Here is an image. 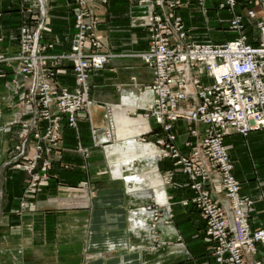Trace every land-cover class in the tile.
<instances>
[{
  "label": "crops",
  "instance_id": "crops-1",
  "mask_svg": "<svg viewBox=\"0 0 264 264\" xmlns=\"http://www.w3.org/2000/svg\"><path fill=\"white\" fill-rule=\"evenodd\" d=\"M163 1L180 2L177 13L186 27L201 25L202 17L185 7L183 0ZM32 2L0 0V51L9 54L17 51L19 27L28 19L23 7ZM67 3L68 0H48L42 31L48 51L66 50L74 32V10ZM130 4L128 0H109L106 4L93 0L104 51L131 53L146 46L148 32L132 24ZM45 9L44 5L41 11L44 13ZM192 33L190 36L194 37ZM151 78V69L133 55L113 57L103 68L91 71L90 102L78 113L76 126H66L60 131L57 145L47 155L52 162L50 178L41 180L25 194L23 189L29 175L20 163L32 154L34 140L29 136L22 152L13 145L19 141L21 123L31 117L32 112L23 107L28 86L15 61L0 64V125H4L0 127V264H216L212 241L203 232L204 221L197 208L182 204L183 197L192 195L187 189L188 179L182 176L180 166L173 159H158L154 152L152 142L165 137L166 132L152 117L143 114L142 107L146 104L140 101L143 97L140 93ZM56 80L63 85L73 84L70 69L59 68ZM193 102L191 96L187 97L180 109L189 111ZM109 113L114 115L112 137L121 141L95 145L92 130H98L97 138L105 134L103 116L108 117ZM36 126L40 134L45 132V121L37 122ZM187 129L188 124L183 120L173 123L176 144L183 154L190 151L184 144L190 139ZM248 134L243 137L231 133L225 136L224 144L233 172L241 183L240 194L253 200L251 207H245L251 228L264 229L261 150L255 153L254 164L241 163L238 158L239 149L245 147L247 140L253 149L264 147V130ZM134 138L151 143L132 146ZM135 155L145 160L143 168L150 183L145 184L138 177L131 187L127 173L132 171L128 168L132 167ZM115 167L123 175L116 174L119 169L114 171ZM141 176H144L142 172ZM206 186L214 197L223 198L218 179L208 181ZM22 199L32 207L15 211ZM155 202L169 206L166 215L169 224L163 226V233L157 231L168 234L165 240L174 239L176 243L164 246L165 258L158 261L148 260L150 250L145 249L153 246L149 231L153 218L144 207ZM131 229L136 232L132 244ZM256 250L257 256L264 260V245L257 243Z\"/></svg>",
  "mask_w": 264,
  "mask_h": 264
},
{
  "label": "built area",
  "instance_id": "built-area-1",
  "mask_svg": "<svg viewBox=\"0 0 264 264\" xmlns=\"http://www.w3.org/2000/svg\"><path fill=\"white\" fill-rule=\"evenodd\" d=\"M183 1L187 5L197 4L204 12L208 9L207 0ZM259 3L258 15L253 5L240 13L237 0H219L217 9L226 12L228 26L238 33L220 43L191 37L179 16L157 13L152 3L140 15L151 35L148 47L138 54L152 71L151 82L140 93L149 95L142 108L147 111L145 116L152 117L166 132L153 145L159 150V157L174 158L187 176L192 195L183 199L182 204H193L204 218L203 232L212 241L216 264H264L256 250L257 243L264 245V229L251 228L245 207L252 205L253 200L240 195V181L223 143L224 137L231 133L246 135L252 130H264V0ZM156 4L163 6V0H156ZM168 5L176 7L177 2ZM246 19L255 21L251 32L244 30L248 25ZM94 23L95 18L85 19L83 12L77 15L76 33L68 53L51 54L45 50L47 45L40 41L42 21L34 33L25 26L21 28L19 53L0 54V61L18 64V72L28 86L25 98L33 110L31 120L24 124L27 129L22 134V148L33 132L47 142L49 150L64 124L75 126L77 114L90 102L89 73L103 68L112 56L100 51L103 43L96 35H86ZM62 59L73 64L75 80L71 85L56 80L55 65ZM189 96L194 106L184 112L180 105ZM53 108L55 111H51ZM108 118L113 122L110 114ZM39 119L48 123L43 135L36 130ZM179 119L195 124L190 128L196 141L189 142L192 147L189 156L182 155L176 144L173 123ZM107 137L108 140L112 137L111 132L107 131ZM42 149L43 145L35 143L31 161L25 165L28 170L35 168ZM43 166L42 175H32L33 184L41 176H47L50 162L44 161ZM212 167L217 174L210 171ZM198 176L211 180L220 177L224 197L217 201Z\"/></svg>",
  "mask_w": 264,
  "mask_h": 264
},
{
  "label": "rangeland",
  "instance_id": "rangeland-1",
  "mask_svg": "<svg viewBox=\"0 0 264 264\" xmlns=\"http://www.w3.org/2000/svg\"><path fill=\"white\" fill-rule=\"evenodd\" d=\"M97 1L100 4H106L109 0H97ZM128 1L131 3L130 4L129 13L131 14V17H132L131 18L132 24H134V26H136V27H143L148 32L147 33L148 35H147V38H146L147 39V44H146V46L143 49H140L138 51H133L131 53H115V52H109V53L112 54V56H110L109 59H111L113 57H116V56L133 55V56L139 57L142 60V58L139 56L138 53L148 47V45H149L148 44L149 43V36L151 35V31L149 30L148 27H146V26L143 25V21H142L140 15H143V12H147L148 11V7H149L148 4H151L152 3L154 5V9H155V11L157 13H161L162 15L164 13L165 14H168V13L170 14L171 13V14H174L176 16H179L181 18V21L184 22L183 17L180 14L177 13L178 8L181 7L179 1L177 2V6L176 7L175 6L168 5L172 1H170L169 3L163 1V6H160V5L156 4V0H147L146 2H142L141 0H128ZM33 2H35V3H33ZM33 2H32L31 5H28V6H25V7H23L25 4H22L23 12L27 15L28 19L22 21L23 23L19 27V32H18V35H17V46H18L17 51H15L13 54H9V53L0 51V54L1 55H16L17 53H19L20 46H21V42L19 40L20 39L21 28L23 26H25V27H27V29H29V31H31L32 33H34L36 31V29H37V25H39L43 21V19L45 17V12L48 9L47 8V6H48V0H46V2H45V0H33ZM218 2H219V0H207V7H208V9H207L206 12H204V11H202V10L199 9V7L197 6V4L196 5H187L183 1V4H185V7H189V9L192 8L194 11H197L199 13L200 17H202V23H201V25H198V26L197 25L196 26L193 25L191 28L187 27L190 32L193 31L192 36H194L195 39H198V40H207V39H209V40H212L213 42L220 43V42H223L225 40L234 38L235 36L238 35V33L236 31H234L233 29H231L228 26V22H227V18H226V12L225 11H222L220 9H217ZM259 2H261V0H257V1H255V0H237V11L240 12V13H244L245 10L248 8L249 5H253V6H255V8L257 10V14L259 15V14H261L260 13L261 12V4ZM41 3H43L45 5V8H46L44 10V13L41 11L43 9V7H44V5H41ZM92 3H93V0H68L67 6L70 7L71 9L73 8V10H74L73 11V15H72V18H73L72 26L74 28V32H73V34L71 35V37H70V39L68 41V46H67L66 50L61 51V52H57V53H68L70 51V46H71L70 43H71V40H72L73 36L76 33V26H75L76 25V18H77V15L79 13H81V12L84 13V18L85 19H87V18L88 19L95 18V23L93 24V26H91V27H89L87 29L86 35L87 36H91V34L93 33L102 42V39H101L100 35L98 34V25H97L98 24V21H97V19L95 17V12H94V9L92 7ZM210 5H212V7ZM33 10H35L36 12H33ZM213 21H215V22H213ZM246 21H247V24L248 25L245 27L244 30L246 32H251L254 29L253 25H255L254 24L255 21L252 20V19H246ZM184 24H185V22H184ZM42 31H41L40 41H41V43L44 44L43 38H42ZM103 47H104V44H102V47L100 48V51H102V52L104 51L103 50ZM48 48L49 47L47 45L45 50L48 53L55 54V52L48 51ZM10 62H12V61H10ZM10 62L9 61H0V64H3V63H6L7 64V63H10ZM143 63L145 64L144 61H143ZM55 66H56L55 67L56 73H58L59 68H69L70 71H71V73H72L73 83H74L75 75H74V71H73V64H72V62L70 60L62 59L61 62H59V64H57ZM91 71H94V70H91ZM87 82H88V79H87ZM88 87H89V92H90V85ZM148 96H149L148 94L143 95V97L140 98V101L141 102H145V104H146L147 103L146 101L148 100L147 99ZM88 97H89V94H88ZM26 100H27V97L24 98V100H23V104H24L23 107H25L27 109V111L32 112V107L29 105V103L26 102ZM87 105H85V107H87ZM119 106H123V105H121V103H119ZM131 108H134V107H131ZM119 109H122V108L119 107ZM142 110H143V114L145 115L147 113V111L145 110V108H142ZM51 111H55V109L53 108V109H51ZM109 114H110V116H112L111 113H109ZM113 116H112V118H113ZM30 118H32V117H30ZM30 118H28V120L25 119L26 120L25 123H29V121L31 120ZM103 120H104V127L106 129V132H105V134L102 133V136H100L99 138H97L98 135H99L98 134V130H96L94 128L92 130V135H91L93 144L98 145V144H103L105 142L117 144L119 141H121V139H115L114 137H111L109 139L110 140L109 141L108 140V137H107V131L111 132V134H112V132H113L112 127L114 128V123L112 121H110V119L107 116L106 117L103 116ZM179 120L185 121L184 119H179ZM40 121H44V120H40V119L37 120V122H40ZM25 123H21L20 131H19V141L16 144L13 145V148L15 150H19L20 152H22L26 148V146H25V148L24 147L22 148V146H23V143H22L23 136H22V134L27 129V127H26L27 125L26 126L24 125ZM76 123H77V116H76ZM47 124L48 123L46 122L45 131H46V128L48 127ZM2 126L4 127V125H0V127H2ZM66 126L67 127H74V126H69L67 124H64V126L62 127V129L64 127H66ZM75 126H76V124H75ZM159 126L162 127L161 125H159ZM189 126L190 125L188 124L187 132L189 134L188 137H190V139L188 138L184 142L185 146L190 148V151H188L187 154H186L187 156H189L192 153L191 152L192 151V149H191L192 147L189 144V142L194 144L195 141H196V139L194 137H192V135H190V127ZM192 127H195V124L194 123H193V125H191V128ZM197 127H200V129H201V124H198ZM252 131H257V130H252ZM44 133L45 132H43V134ZM248 133L246 135H242V136L243 137H247L249 135ZM43 134H41V135H43ZM29 136H31L32 139L34 140V144L33 145H35V143H39V144L43 145V149L40 151L41 152V155H40L41 158L36 161V166H35V168L32 171L28 170L25 167V165H27L28 163H30V161H31L30 160L31 155L25 156V158H24L25 160L24 161H21V163H20V165L22 166V168L29 175V181H28L26 187L23 189V192L25 194L31 188L36 187L41 180H46V179H49L50 178V171L52 169V162L47 157V155L50 152H52V150L55 148V146L57 145V142H58V139H57L55 145H53L49 150H47V144H46L47 142L43 138H37V137H35L33 135V132H31L27 136V140H28V137ZM262 136H263V139H264V135H262ZM105 140H107V141H105ZM186 142L188 144H186ZM133 143H134V145H132V146H136L137 147V146H140L142 144L151 143V141H146L144 138H142L141 140H139L137 138H134ZM152 143L154 144V143H156V141L155 142H152ZM223 143H224V141H223ZM153 147H154V150H155L154 152L157 153V155L159 156V150L154 145H153ZM260 150H261V154H262V157H263L262 160L264 161V147L263 148L257 147L256 149H253L252 144L249 145L248 140H247L245 142V147H242L241 149H239L238 158H239V160H241V163L249 164L251 162L252 164H254L252 160H254L255 157H256V154L255 153H259ZM181 154L182 155H185L183 153H181ZM229 156H230V154H229ZM162 158L163 157H159L158 159H162ZM171 159H173L175 165H178L176 163V161H175L174 158H171ZM46 160L50 162V167L47 169V176L46 177L41 176L40 178H38L35 181L36 184H33L32 183L33 182L32 175L34 173H37L38 175H42V173L44 171L43 170L44 169L43 162L46 161ZM14 161L17 162L16 160H14ZM119 164H112V165L115 166V165H119ZM143 167H146L145 160L142 159L141 157L135 155L133 157L132 167L131 168H128L129 170H132V171L130 173H127V175H129V176H127V178L130 181V184L129 185L131 187L133 186V183H131V182H134L138 177L140 178L139 180H142V182L146 181L145 184L150 183L149 179H147V177H145V175L147 176V174H146L147 171ZM118 169H119V171H116ZM139 169H143L144 172L141 171V170H139ZM114 171H116L117 172L116 174H118V175H123V173H122L123 171L120 168H116L115 167ZM210 171H213L215 174H217L216 170L213 167H212V169ZM141 172L143 173V175H144L143 177H145V178H143L141 176ZM207 173L210 174L209 171ZM181 174H182L183 177H185V179H188V178H186L187 176L182 171H181ZM198 179L203 182L204 187L207 188L211 192V194L213 195V192L211 191V189L206 186L207 182L208 181L211 182L213 179L211 180L210 177H206V179H204L201 176H198ZM215 179H218L219 180V183H220V177H217ZM186 185H187L188 191H191V189L189 187V183H187ZM240 185H241V183H240ZM220 186H221V183H220ZM222 190H223V197H224L225 190L223 188H222ZM242 197H246V196H242ZM183 198H189V197L186 196V197H183ZM216 200L219 201L218 198ZM163 205L164 204H160L158 202H155V203H152L150 205L148 204V205H146L144 207V211L145 212L147 211L148 213L150 212L152 214V218H153V219H150L151 220V224H150V227H149V231L151 232L152 237H153V244H152L153 246H151L150 248H149V246H146L145 247V249H146L147 252H148L147 249L150 250V252H148L149 255H147V258H148V260H152V261H158V260H162L163 258H165L164 257V254L162 252V250L164 249L163 248L164 246L169 247V246L176 245V243H174V239H170V238L168 239L167 238L168 241L165 240V237H169L168 234H166V233L162 234L163 233V226H168V224H169L168 223V218H166V215H169V206H168V204L165 205V206H163ZM251 206L252 205L246 206V207L249 208ZM28 207H32L31 203L30 202H27V201H24L22 199L19 202L18 207L15 209V211H22V210L27 209ZM198 212H199L200 216L202 217V215H201V213H200L199 210H198ZM246 213H247V209H246ZM202 219L204 221L203 222L204 223L203 230H204L205 220H204L203 217H202ZM157 229H160L162 233H159L157 231ZM131 233L133 234V237L131 238V244H132V243H134L133 242L134 237H136L135 229H131ZM161 234H162V236H160ZM165 234L167 236H165ZM165 241H166V244H165ZM153 257H157V258L155 259ZM214 261H215V259H214Z\"/></svg>",
  "mask_w": 264,
  "mask_h": 264
}]
</instances>
